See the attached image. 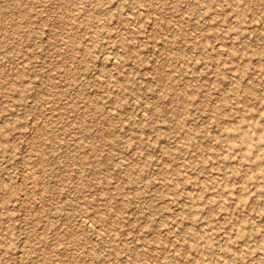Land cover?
<instances>
[{"label":"rangeland","instance_id":"rangeland-1","mask_svg":"<svg viewBox=\"0 0 264 264\" xmlns=\"http://www.w3.org/2000/svg\"><path fill=\"white\" fill-rule=\"evenodd\" d=\"M263 243L264 0H0V264Z\"/></svg>","mask_w":264,"mask_h":264},{"label":"bare ground","instance_id":"bare-ground-1","mask_svg":"<svg viewBox=\"0 0 264 264\" xmlns=\"http://www.w3.org/2000/svg\"><path fill=\"white\" fill-rule=\"evenodd\" d=\"M223 51H224V50H223ZM106 59H107V60H110V57H106ZM191 198H192V197H191ZM191 198H190V199H191ZM261 248H264V243H263V245L261 246Z\"/></svg>","mask_w":264,"mask_h":264}]
</instances>
